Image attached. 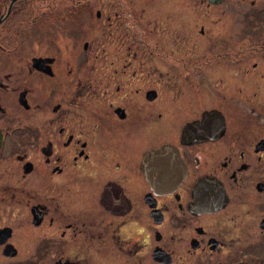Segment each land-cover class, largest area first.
I'll use <instances>...</instances> for the list:
<instances>
[{"label":"flooded vegetation","instance_id":"flooded-vegetation-1","mask_svg":"<svg viewBox=\"0 0 264 264\" xmlns=\"http://www.w3.org/2000/svg\"><path fill=\"white\" fill-rule=\"evenodd\" d=\"M0 18L3 264H264V0Z\"/></svg>","mask_w":264,"mask_h":264},{"label":"rangeland","instance_id":"rangeland-1","mask_svg":"<svg viewBox=\"0 0 264 264\" xmlns=\"http://www.w3.org/2000/svg\"><path fill=\"white\" fill-rule=\"evenodd\" d=\"M74 10L75 9H73L71 5H68L67 8H63L59 12H52V13L49 12L46 14H40L37 18L36 23L49 25L52 22H56L59 26H71L73 23V19H75V26H87L86 23L88 22L87 14L83 11V9H80L78 12H75V14H74ZM225 16L230 19V15H225ZM32 18L33 15H26L25 13H23L20 16H17V18L12 21L18 23H22V22L24 23V22H30ZM32 263H33V259L20 255L18 260L14 262H5L4 264H32ZM0 264H3L1 260H0Z\"/></svg>","mask_w":264,"mask_h":264},{"label":"water","instance_id":"water-1","mask_svg":"<svg viewBox=\"0 0 264 264\" xmlns=\"http://www.w3.org/2000/svg\"><path fill=\"white\" fill-rule=\"evenodd\" d=\"M2 18H4V17H2ZM2 18H0V21L2 20ZM5 250H6V249H5ZM5 252H6V251H5ZM6 255H7V256H10V254H8V253H7Z\"/></svg>","mask_w":264,"mask_h":264}]
</instances>
